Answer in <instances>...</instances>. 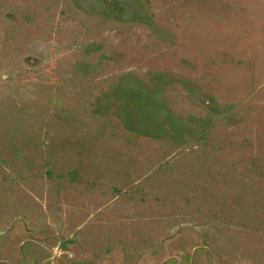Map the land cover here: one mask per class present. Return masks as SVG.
<instances>
[{"label": "rangeland", "instance_id": "374dc122", "mask_svg": "<svg viewBox=\"0 0 264 264\" xmlns=\"http://www.w3.org/2000/svg\"><path fill=\"white\" fill-rule=\"evenodd\" d=\"M0 264H264V0H0Z\"/></svg>", "mask_w": 264, "mask_h": 264}]
</instances>
